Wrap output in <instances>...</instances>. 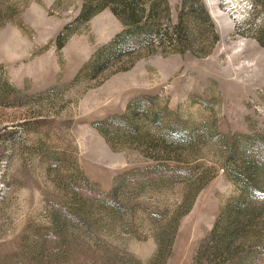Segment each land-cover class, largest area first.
I'll use <instances>...</instances> for the list:
<instances>
[{
	"label": "rangeland",
	"instance_id": "rangeland-1",
	"mask_svg": "<svg viewBox=\"0 0 264 264\" xmlns=\"http://www.w3.org/2000/svg\"><path fill=\"white\" fill-rule=\"evenodd\" d=\"M111 5L0 0V264H264V0Z\"/></svg>",
	"mask_w": 264,
	"mask_h": 264
},
{
	"label": "trees",
	"instance_id": "trees-1",
	"mask_svg": "<svg viewBox=\"0 0 264 264\" xmlns=\"http://www.w3.org/2000/svg\"><path fill=\"white\" fill-rule=\"evenodd\" d=\"M135 1L137 0H114L115 5H111L110 9L111 11L118 16H123L122 18L124 19L125 22H128L129 20H131V22H136L138 20V12H140L142 9H139L137 6H135ZM102 6H107V2L104 3H100ZM155 7H153V4H151V9H153ZM121 14V15H120ZM129 19V20H128ZM250 165V164H248ZM250 166H254V164L250 165ZM116 194V190L114 191ZM116 196V195H114ZM96 198V197H95ZM90 197L86 196V195H82V197L78 198V204L79 207L81 208H86V206H88V202L90 201ZM178 216V215H177ZM232 216L235 220L238 219H247L250 218L249 216H251V211L246 209H236L233 213ZM67 220L70 222L72 220V212L69 213Z\"/></svg>",
	"mask_w": 264,
	"mask_h": 264
}]
</instances>
